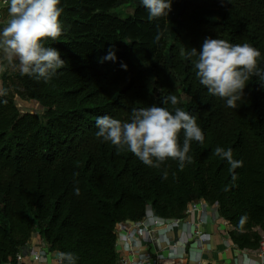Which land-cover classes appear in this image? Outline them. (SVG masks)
<instances>
[{"label":"trees","instance_id":"obj_1","mask_svg":"<svg viewBox=\"0 0 264 264\" xmlns=\"http://www.w3.org/2000/svg\"><path fill=\"white\" fill-rule=\"evenodd\" d=\"M125 4L132 10L121 16L116 10ZM60 7L64 34L45 46L57 48L65 66L48 82L20 72L3 77L0 264L13 261L33 233L53 252L75 253L77 264H118V224L139 221L149 210L181 218L193 200L217 207L240 249H258L257 229L264 233V81L253 76L239 106L227 107L200 84L195 58L186 53L199 51L206 37L248 42L260 50L264 68V0H172L169 14L152 21L141 0H61ZM110 48L116 60L100 63ZM15 95L36 101L43 114H22ZM168 95L178 97L177 107L196 117L205 136L203 144L191 142L192 162L183 170L170 158L161 168L149 167L96 137L97 117L125 121L133 108L171 109V102L162 103ZM218 146L231 148L243 166L231 170L214 155Z\"/></svg>","mask_w":264,"mask_h":264},{"label":"clouds","instance_id":"obj_2","mask_svg":"<svg viewBox=\"0 0 264 264\" xmlns=\"http://www.w3.org/2000/svg\"><path fill=\"white\" fill-rule=\"evenodd\" d=\"M148 11L149 21L168 15L172 9V0H141ZM221 4L231 0H220ZM61 0H8V20L0 28V54L9 63L18 60L21 75L35 78L37 81H50L59 69L65 66L61 52L51 46H45L48 39L57 40L64 34L60 20L63 8ZM160 35L157 34L158 40ZM186 55L192 60L196 78L207 88L208 93L223 99L227 107L237 108L244 98V89L255 76L264 81V68L259 61L261 52L251 43L233 44L221 38L206 37L201 49L191 48ZM114 48L100 58L115 61ZM126 68V65H122ZM6 70L0 62V73ZM7 93L0 89V96ZM171 102V109L162 106L133 108L128 120L121 121L110 115L96 118L98 131L96 137L116 146L117 152L125 150L133 153L149 167L161 168L167 159L178 162L180 170L186 163L192 162L189 155L191 142L204 143L205 136L195 116L181 107L176 95H168L162 103ZM6 103V101H5ZM183 131V143L180 134ZM214 155L226 159L231 170L243 166V161L233 158V150L222 147L214 149ZM168 178L167 169L163 179ZM235 179V175L233 176ZM79 194V189H75ZM246 217H241L243 225ZM64 264H77L78 256L72 252L59 253Z\"/></svg>","mask_w":264,"mask_h":264},{"label":"built area","instance_id":"obj_3","mask_svg":"<svg viewBox=\"0 0 264 264\" xmlns=\"http://www.w3.org/2000/svg\"><path fill=\"white\" fill-rule=\"evenodd\" d=\"M209 205L204 200H193L188 204L184 216L181 218L165 219L156 216L152 211L149 213V210L139 221H127L118 224L115 230L118 264H187L191 251L194 249L193 247L202 248L208 241L204 225L207 214L205 208ZM225 223L229 224L228 221ZM185 224L190 227L189 237L192 241L191 244L176 240L172 235L175 233V229H180ZM160 228L163 229L164 234L167 236L166 240L160 234ZM156 244H164V246H160L156 252L144 250L145 246H155ZM45 247L31 251L29 257L22 250L13 261L6 264H48L50 246L46 243ZM164 252H166V255L163 254ZM253 253L258 258L264 257V235H262L258 250ZM57 264L64 263L59 259ZM244 264L251 263L245 262ZM254 264L264 263L257 262Z\"/></svg>","mask_w":264,"mask_h":264},{"label":"crops","instance_id":"obj_4","mask_svg":"<svg viewBox=\"0 0 264 264\" xmlns=\"http://www.w3.org/2000/svg\"><path fill=\"white\" fill-rule=\"evenodd\" d=\"M205 210L207 211V214L204 231L208 236V241L202 248L193 247L194 249L191 251V256L187 264H244L245 262H249L251 264L257 262L264 263V257L258 258V256L253 253L258 249H240L236 244H234L230 235L234 228L230 223L226 224V220L220 217L217 207L209 205L205 208ZM149 213H151V210ZM189 231L190 227L185 224L184 226H181L180 229H175V233L172 235L176 238V240H181L191 244L192 241L189 237ZM257 231L261 235H264L262 230L257 229ZM159 232L166 240L167 236L164 234L162 228L159 229ZM45 246L46 242L43 237L38 233H33L30 241L27 243L23 251L29 257L31 251L40 247L46 248ZM160 246L163 247L164 244H156L155 246L147 245L144 247V250L156 252ZM48 251V264H57L60 259L59 254L53 252L50 247ZM163 254L166 255V252Z\"/></svg>","mask_w":264,"mask_h":264},{"label":"rangeland","instance_id":"obj_5","mask_svg":"<svg viewBox=\"0 0 264 264\" xmlns=\"http://www.w3.org/2000/svg\"><path fill=\"white\" fill-rule=\"evenodd\" d=\"M134 2V0H131ZM130 4H125L116 10L118 14L121 16L130 12L132 9L129 8ZM8 0H0V28H2L8 20ZM0 62H3L6 66V70L0 73V89H3V77H13L16 73H19L18 60L13 59L11 63L8 60L3 58V54H0ZM7 83L11 84V81L8 80ZM12 86V85H11ZM17 108L20 110L22 114L32 113L42 115L44 109L36 102L31 101L21 96L15 95Z\"/></svg>","mask_w":264,"mask_h":264}]
</instances>
